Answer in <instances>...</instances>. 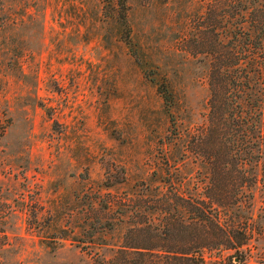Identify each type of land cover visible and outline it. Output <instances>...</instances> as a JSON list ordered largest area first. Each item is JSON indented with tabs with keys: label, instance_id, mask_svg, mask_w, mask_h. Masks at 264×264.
Listing matches in <instances>:
<instances>
[{
	"label": "rangeland",
	"instance_id": "374dc122",
	"mask_svg": "<svg viewBox=\"0 0 264 264\" xmlns=\"http://www.w3.org/2000/svg\"><path fill=\"white\" fill-rule=\"evenodd\" d=\"M4 2L0 187L15 215L2 260L109 264L125 225L109 233L100 224L127 218L126 195L169 174L184 195L204 197L209 177L189 147L209 123L210 62L206 48L192 43L210 31L209 8H229L235 26L236 1L128 0L149 71L167 75L177 95L176 126L117 37L109 0ZM261 148L250 191L255 216L264 206V139Z\"/></svg>",
	"mask_w": 264,
	"mask_h": 264
},
{
	"label": "trees",
	"instance_id": "16d2710c",
	"mask_svg": "<svg viewBox=\"0 0 264 264\" xmlns=\"http://www.w3.org/2000/svg\"><path fill=\"white\" fill-rule=\"evenodd\" d=\"M234 2L240 17L235 26L226 20L229 8H209L210 31L192 43L206 48L210 62L209 123L189 147L209 177L204 197L184 195L181 182H174L178 177L167 178L169 174L135 198L126 195L122 203L127 218L100 224L109 233L119 223L125 225L122 244L109 264H264V206L255 216L250 192L258 183L253 170L264 139V0ZM4 3L0 1V8ZM109 3L116 13L110 19L117 23V37L143 78L156 87L176 126L177 95L167 75L149 71L151 62L134 41L128 0ZM13 215L0 187V264L10 250L7 227Z\"/></svg>",
	"mask_w": 264,
	"mask_h": 264
}]
</instances>
